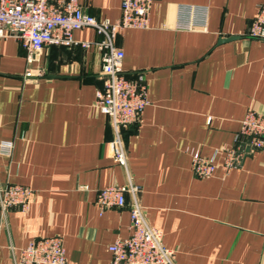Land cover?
Instances as JSON below:
<instances>
[{"label": "crops", "instance_id": "1", "mask_svg": "<svg viewBox=\"0 0 264 264\" xmlns=\"http://www.w3.org/2000/svg\"><path fill=\"white\" fill-rule=\"evenodd\" d=\"M121 1L78 3L114 23ZM261 3L154 0L146 28L118 32L122 69L142 73L148 101L141 124L122 129L127 172L111 159L109 119L95 107L96 49L46 46L28 62L19 41L0 38V142L13 143L10 157L0 154V183L32 190L25 211L0 219V264L53 236L66 264H110L109 245L130 234L129 211L100 213L96 193L128 177L175 264H264V150L220 169L246 112L264 110V42L246 36ZM229 37L238 38L220 42ZM72 38L101 39L91 28ZM190 151L213 157L211 177L192 174Z\"/></svg>", "mask_w": 264, "mask_h": 264}, {"label": "built area", "instance_id": "2", "mask_svg": "<svg viewBox=\"0 0 264 264\" xmlns=\"http://www.w3.org/2000/svg\"><path fill=\"white\" fill-rule=\"evenodd\" d=\"M154 0H122L117 21H97L84 14L78 0H0V38L12 37L26 51V60L34 61L46 46L84 49L99 53L103 87L96 92L95 107L109 119L112 138L108 143L112 161L127 172V155L122 129L139 126L148 104L142 73L126 77L122 69L123 51L114 41L124 29H144ZM91 28L101 37L96 42H76L73 31ZM247 38L264 42V3L258 5ZM28 76L29 73H26ZM264 150V110L249 109L240 123L232 145L223 152L220 169L223 176L238 168L243 160ZM12 142H0V154L10 157ZM190 170L199 179L211 177L216 170L213 157L190 151ZM128 176V175H127ZM140 187L128 177L125 185H112L96 193L95 204L101 212L111 208L129 211V236L117 237L108 247L110 264H175L173 252L162 244L161 232L150 226L138 201ZM32 197L26 186L0 183V219L8 210L25 211ZM16 264H66L62 239L53 236L30 241L18 250Z\"/></svg>", "mask_w": 264, "mask_h": 264}, {"label": "water", "instance_id": "3", "mask_svg": "<svg viewBox=\"0 0 264 264\" xmlns=\"http://www.w3.org/2000/svg\"><path fill=\"white\" fill-rule=\"evenodd\" d=\"M236 38H238V37H229L228 39L221 40L220 42L231 41V40H234Z\"/></svg>", "mask_w": 264, "mask_h": 264}]
</instances>
